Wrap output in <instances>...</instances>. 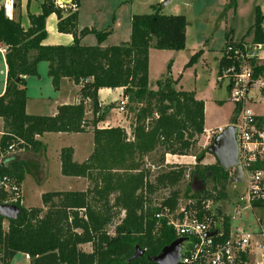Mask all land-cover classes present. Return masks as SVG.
Here are the masks:
<instances>
[{
    "label": "trees",
    "instance_id": "trees-1",
    "mask_svg": "<svg viewBox=\"0 0 264 264\" xmlns=\"http://www.w3.org/2000/svg\"><path fill=\"white\" fill-rule=\"evenodd\" d=\"M18 5V0H15ZM79 0H70L60 6L56 0H43L38 14H28L29 26L23 28L16 20L7 19L0 8V45L7 46L6 85L0 95V117L4 133L0 138V182L7 178L17 186L26 170L24 162L14 159V150L8 147H27L37 151L41 143L35 135L44 132H82L85 121V105L93 114L91 124L93 150L88 159L78 163L73 160L71 147L60 150L61 173L65 176L86 177L90 186L85 191H50L41 196L43 207H19L16 219L0 216V263L9 264L18 253H26L31 264H156L149 257L157 254L165 245L177 238L167 216L156 217L164 212L181 217L178 212L179 184L188 176L184 195L189 202L186 211L197 218L221 217V235L216 241H224L230 232V222L221 209L216 214L204 207L208 201L226 197L224 190L229 183L230 171L217 162L202 164L207 152H193L198 137L204 130V102L196 99L193 91L176 88V80L170 74V65L156 81V89L149 87V48L181 50L185 46L187 20L183 14H164L152 5L146 14H133L130 19V39L116 45L102 47L100 43L109 34L108 29L94 27L78 29L77 9ZM228 6L235 8V0ZM57 16L58 32L71 34L69 45H42L46 37L45 19ZM264 13L255 8L251 44L264 45ZM231 30L225 33V42L217 62V78L227 67L239 65V54L245 53L244 39L235 40ZM94 34L96 45H83L81 38ZM235 49L239 52L235 53ZM202 52H195L193 62ZM252 81L264 80V62L250 57ZM47 62V75L55 89L62 78L80 85L79 102L76 105L58 107L55 116L29 115L25 112V77L36 76L38 62ZM25 76V77H23ZM123 88L127 98L124 109L132 115L131 131L123 127L99 128L97 122L114 107L99 105L100 88ZM227 91L229 87L226 85ZM264 94V87L262 88ZM241 104L233 110L231 123L236 119ZM258 126L264 129V118L259 117ZM262 126V127H261ZM160 154L162 166L166 154H193L196 162L187 173V166H166L155 175L145 166V157ZM262 167L260 161L252 162L249 169ZM207 181L213 191L206 189ZM196 183L200 185L196 186ZM164 191L160 198L156 193ZM5 191L0 186V198ZM252 209L264 208V199L250 201ZM174 215V216H173ZM114 220L118 222L109 233ZM7 221V227L3 222ZM186 238V237H185ZM190 239V238H189ZM187 240V238H186ZM90 243L91 252L79 246ZM135 246L143 255L129 260ZM249 258L228 264H248ZM179 264H198L184 263ZM204 264V263H199Z\"/></svg>",
    "mask_w": 264,
    "mask_h": 264
},
{
    "label": "rangeland",
    "instance_id": "rangeland-1",
    "mask_svg": "<svg viewBox=\"0 0 264 264\" xmlns=\"http://www.w3.org/2000/svg\"><path fill=\"white\" fill-rule=\"evenodd\" d=\"M41 1L42 0H18L14 16L21 26L27 27L28 14L37 13ZM229 1L230 0H80L79 12L81 14V23L86 24L88 27H96V25L105 27V29L109 30V34H111L115 21H120L121 28L118 29L119 35H123L125 28L130 27L128 23L130 16L133 14L150 13L152 11V5L156 6L159 11L164 14L185 15L187 20L185 28V46L181 50H175L176 55L174 54L167 59L162 73L167 71L169 64L170 74L172 78L174 77L173 79L176 80V85H181L183 89H193L198 93V96H202L206 100L207 123L210 125L231 120L236 105L228 96L226 81L220 82V85L215 84L217 57L224 46L225 33L231 30V34L234 38L240 39L243 37V39L245 38V42H251L253 33L250 27L254 23L255 8L258 7L260 11L264 13V0H235V8L233 6H228ZM83 27H85V25H83ZM201 49L202 52L200 55L188 65L191 56ZM154 51L157 53L160 49ZM259 53L260 56H264V45ZM4 59L5 57L0 51V70L4 68ZM152 59V66L154 69L159 64L160 59L157 60L154 56ZM46 68L47 65L45 61H40L37 65V75L42 79H48ZM40 72H42V74H40ZM157 74L158 72H156L155 75H151L149 78L152 87L156 86ZM160 76L161 75H159V77ZM1 80L2 75H0V82ZM260 81L262 84H258L257 87L250 90L243 106L250 108L254 113L264 117V94L262 92L264 80L260 79ZM85 108L86 112L89 106L85 105ZM123 111L119 112L127 113L126 109ZM130 131L131 129H128V133H130ZM207 137L206 133L203 132L197 138L199 145L195 147L193 152H200L203 149H207L212 139L211 137ZM17 149L16 145H14L13 150ZM204 156L209 159L206 160L202 158V164H207L208 161H211V163L216 162L214 156L210 155L208 152H205ZM159 157L160 154L158 152L150 154V156L144 160L145 166L150 169L151 178L158 171H161V169H166V166L175 165V163L166 164L165 167L159 165ZM195 162L196 158L194 160V163ZM194 163L186 164L182 162V165L184 164L187 166V173L192 169ZM229 171L230 176L234 175V168L229 169ZM187 181L188 176L179 184L181 193V198L178 201L179 210L189 202L183 194ZM8 185L16 184L8 181ZM8 185L5 186L0 183V186H2V189L5 191V195L0 198V203L13 204L16 200H19V204L23 206L21 200L24 196L20 189V184L17 186V190H12ZM197 185L199 186L200 183H196V186ZM206 189L213 191V194H215V190L212 189V183L210 181H207ZM163 192L164 191L156 193V198L159 199L160 196L164 194ZM224 193L226 194L225 198L209 201L208 207L211 212L216 214V209L219 207L223 215H229L232 224L231 229L239 227L250 233L259 232L261 228L260 223L264 222V208L252 209L251 206L247 204L246 182L244 180L240 183L229 181ZM204 207L206 206L204 205ZM237 209L239 212L236 214L235 210L237 211ZM172 214L173 213L168 214V217L170 215L172 216ZM174 214L175 216L173 215V218L175 219L177 215L175 212ZM231 216L234 217L231 218ZM117 222V220H114L113 224L109 227V233L113 232V226ZM219 222L221 223V219ZM3 226L5 228L7 227V221L3 222ZM258 262L259 260L255 259V257H249L248 264H257Z\"/></svg>",
    "mask_w": 264,
    "mask_h": 264
},
{
    "label": "crops",
    "instance_id": "crops-1",
    "mask_svg": "<svg viewBox=\"0 0 264 264\" xmlns=\"http://www.w3.org/2000/svg\"><path fill=\"white\" fill-rule=\"evenodd\" d=\"M43 1V0H42ZM41 1V2H42ZM40 2V5H41ZM80 5V0H79ZM17 6L14 7V15ZM40 6L38 14L40 12ZM77 26L78 29L84 28L83 25L86 24L81 23V14L79 12V6L77 9ZM264 12V11H263ZM15 19V16H14ZM129 18V25H130ZM57 16L55 13H51L45 19V29H46V38H44L41 42L42 45H69L73 41V37L71 34L68 33H61L57 31L56 28ZM264 23V22H263ZM262 23V25H263ZM29 26V20L27 27ZM120 21H115L114 27H112L111 34H108L106 38L100 43L102 47L109 46V45H116L122 42L129 41L130 39V27H126L124 34L118 33V29L121 27ZM23 27V26H22ZM26 26L23 28H27ZM93 27V26H90ZM97 30H103L105 27L97 26L94 27ZM264 28V25H263ZM233 39L239 40V38ZM245 39V38H244ZM80 43L83 45H96L97 39L94 34H87L83 38H81ZM5 46V45H0ZM7 48V46H6ZM258 49V53L260 49ZM158 50L156 48H149L148 50V81L151 75H155L158 72L159 75L162 74L164 69L165 63L170 56L176 55L175 50H165L160 49L159 52L156 53ZM202 50V49H201ZM175 51V52H174ZM6 53V52H5ZM5 53L3 56L5 57ZM156 57V59H160L159 64L156 68L153 69L152 66V57ZM220 56V54H219ZM217 57V62L218 58ZM263 57V58H262ZM256 60L259 63L264 62V56H260L257 54ZM5 62V59H4ZM39 63V62H38ZM38 65V64H37ZM47 65V62H46ZM37 68V66H36ZM6 72L7 66L6 63L4 64V68L0 70V75H2V80L0 82V95L4 93L5 85H6ZM42 74V72H40ZM47 74V68H46ZM25 77V76H23ZM157 77V79H158ZM48 79H42L39 75L36 76H27L25 77V90H26V102H25V112L29 115H42V116H55L58 112V107L62 105H76L79 102V88L80 85L74 83L68 78H62L60 84L57 89H55L51 83L49 76L47 75ZM174 78V77H173ZM217 75L215 76V84L220 85V81H218ZM149 87L151 89H156L152 87L149 81ZM177 89L193 91L194 96L196 99H201L204 102V130L203 132L207 134L206 131L212 130L215 128H224L226 125L231 123V120L226 122H219L217 124H210L207 123V116H206V100L202 96H198V93L191 89H183L181 85H176ZM123 96V88H100L98 90V100L99 105L101 107L113 104L112 107L107 114L104 116L102 120L97 122V126L99 128L105 127H112V126H120L125 129L128 133V129H131L132 124V115L128 113H120L118 109L119 100ZM220 102V101H219ZM257 115V121L259 114ZM131 116V118H130ZM93 114L90 108H87L85 112V121H86V128L82 132H44L41 135H35V139L40 141L41 148L37 151L30 150L27 147H20L10 154H13V158L24 162L25 165V176L20 183V189L23 193L24 198H22L21 203L25 208L31 207H43L45 210L46 208L42 204L41 196L45 192L50 191H85L90 186V182L86 177H79V176H65L61 173V162H60V150L64 147H71L73 150L72 158L74 161L81 163L88 159L89 155L93 150V134H92V127L91 124ZM264 118V117H263ZM222 123V124H221ZM233 124V123H232ZM4 133V122L3 119L0 117V138ZM129 134V133H128ZM208 138V137H207ZM199 143L197 142V146ZM210 154V153H209ZM211 155V154H210ZM147 156L145 157V160ZM203 159H209L206 156ZM195 156L193 154L189 155H175V154H166L164 157L163 164H182L185 162L186 164L194 163ZM211 161H208L207 164H210ZM195 164V163H194ZM244 175V174H243ZM236 212V210H235ZM239 212L237 209L236 214ZM230 232H234L239 230L240 228L231 229L232 224L230 221ZM234 216H231L233 218ZM221 227V223H220ZM244 230V229H243ZM85 252H91L92 246L90 243H84L79 246ZM18 256V257H16ZM250 256L255 257V259L259 260V264H264L263 259L260 257L259 253L251 254ZM248 256V258L250 257ZM15 261V262H14ZM257 263V264H258ZM10 264H31L30 257L26 253L18 252L10 261Z\"/></svg>",
    "mask_w": 264,
    "mask_h": 264
},
{
    "label": "built area",
    "instance_id": "built-area-1",
    "mask_svg": "<svg viewBox=\"0 0 264 264\" xmlns=\"http://www.w3.org/2000/svg\"><path fill=\"white\" fill-rule=\"evenodd\" d=\"M68 1L70 2V0ZM56 3L60 6L64 5L59 0H56ZM14 7L15 0H0V8L9 20L14 19ZM260 47L261 45L256 46L246 41L243 46L245 53L239 54V65L227 67L218 76V81H226V85L229 87V98L236 104H241L233 124L236 127L235 139L238 145V158L243 168L244 181L247 184L246 201L248 205L253 199H264V129L258 126L257 115L250 108L243 106L250 90L257 87L258 84H262L260 79L252 81V65L248 60L250 57L257 58ZM6 49V46H0L2 53H5ZM234 51L235 53L239 52L238 49ZM249 82L251 85L248 87ZM126 104L127 98L122 97L119 100L118 109L123 111ZM221 130L220 127L208 130L206 135L212 138ZM8 150H13L12 145L8 147ZM255 161H260L262 167L249 169L251 163ZM0 183L7 186V178H3ZM8 186L12 190H17V185ZM208 204L209 201L205 203L206 209H209ZM167 211L165 208L164 212L156 214V217L167 216V225L173 227L177 237L187 238L182 243V262L228 264L240 259L242 254L248 257L256 253H259L264 261V222L260 223L261 228L257 233L239 229L229 232L224 241H216L215 237L221 235L219 222L221 217L205 216L199 219L181 207L179 210L182 214L181 217L174 219L171 215L168 217L170 213ZM206 233L213 234L205 236Z\"/></svg>",
    "mask_w": 264,
    "mask_h": 264
},
{
    "label": "water",
    "instance_id": "water-1",
    "mask_svg": "<svg viewBox=\"0 0 264 264\" xmlns=\"http://www.w3.org/2000/svg\"><path fill=\"white\" fill-rule=\"evenodd\" d=\"M63 4L69 3L68 0H59ZM251 82L248 83V87ZM236 127L234 124L226 125L219 133L214 135L207 152L214 156L217 164L223 169H235L234 175L230 176L229 181L242 182L244 180L243 168L238 158V145L235 139ZM19 207L11 203H0V216L5 219H16ZM213 233H206L205 236ZM185 237H177L168 245H165L157 254L149 257V260L156 264H179L181 261L182 243ZM143 255V250L135 246L133 254L129 260Z\"/></svg>",
    "mask_w": 264,
    "mask_h": 264
}]
</instances>
